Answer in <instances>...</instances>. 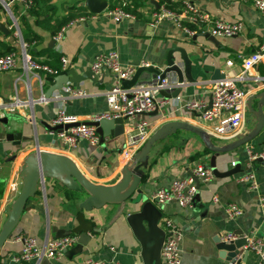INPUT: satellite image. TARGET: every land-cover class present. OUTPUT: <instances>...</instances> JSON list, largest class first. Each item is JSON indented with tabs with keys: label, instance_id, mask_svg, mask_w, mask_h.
<instances>
[{
	"label": "crops",
	"instance_id": "obj_1",
	"mask_svg": "<svg viewBox=\"0 0 264 264\" xmlns=\"http://www.w3.org/2000/svg\"><path fill=\"white\" fill-rule=\"evenodd\" d=\"M5 1L9 2L10 10L17 2ZM83 1L50 0L48 4L53 9L48 10L45 15L63 17L69 11L84 7ZM106 1L107 9L111 0ZM119 1L136 12L131 11L136 17L135 20L115 23L103 13L105 9L101 13L91 14L85 8V14L81 15L83 20L66 27L59 40H55L46 30L32 25V29L42 37L35 46L31 44L34 52L32 59L56 66L61 65L60 57L64 56L67 59V69H74L80 74L90 69L97 54L116 51L123 64L139 67L145 62L163 69L169 53L172 51V57L178 59L180 54L177 48H182L191 61L192 81L184 80V87L176 98L166 99L158 93V104L155 107L158 113H152L154 109L137 116V119L145 118L151 133L162 123L176 120L201 125L209 132L213 123L202 122L198 113L187 110L185 105L189 100H204L209 103L216 78L214 71L219 70L227 77H234L242 70L243 60L264 46V13L249 2L238 0H171L177 4L189 1L208 12L212 18L242 23V31L238 35L208 37L209 40L203 36L207 32L199 30L196 39H193V35H187L170 20L165 19L152 25L151 13L157 9L154 3L159 5L158 0ZM17 3L20 9L18 11L21 12L22 3ZM11 12L17 15L12 10ZM0 21L10 30L8 35L0 32V52L4 51L5 45L13 46L17 50L18 39L10 29L9 13L1 5ZM52 53H58L60 57L54 60L51 58ZM36 73L40 79L30 72L27 75L23 73L21 60L14 70L0 72V117L7 119L6 124L0 122V227L6 218L5 208L20 189V163L35 148L69 156L93 182L110 185L120 178L123 165L120 152L124 136H107L97 145L80 140L75 147L68 148L59 143L55 134H51L50 131L55 130L49 129L56 109L61 106L77 115L83 122L91 121L93 115L104 111L105 93L114 84L113 73L104 70L98 75L99 80L96 82L86 79L80 84L71 85L76 90H83L85 95L71 94L70 104L65 98L59 97L56 91L50 97H44V92L52 82L51 76L43 71ZM248 74L250 78L238 82L237 85L250 96L257 87L264 84V63L255 64ZM147 75L145 71L141 73L142 78L146 79ZM145 79L136 84L145 83ZM175 86L167 88V91L171 92ZM56 93L58 98H55ZM17 99L20 102L13 111H9L8 105L15 104ZM161 100L164 102L160 103ZM251 127L252 124L245 123L243 133ZM12 130L21 131L27 138L14 145L4 138L5 133ZM248 146L255 151L264 149V129L239 149L238 161L233 158L237 150L216 158L219 171L231 169L238 162L241 172L223 177L212 175L207 183L199 182L195 200L188 207H180L176 201H169L161 206L153 203L160 215L149 206L141 218L130 221L129 217L142 211L143 203L150 200L154 191L167 188L176 178L186 177L196 164L209 166L212 152L206 151L202 140L196 134L185 130L168 134L154 143L148 153V165L144 169L146 176L140 184V201L136 204L130 201L106 204L98 209L83 211L85 220L91 223L93 230L81 253L69 257L62 254L59 259L46 258L43 261V258H32L16 262L13 256L21 251L22 237H33L37 245L66 234L78 237V233L72 229L77 226L75 216L79 212L78 203L86 194L69 190L58 181L46 180L35 195L27 200L11 237L1 250L0 264H82L87 259L116 260L122 264H156L161 253L165 218L171 219L182 230L183 236L179 243L180 264H234L219 256V249L214 241L217 236L223 240L224 235L240 230L243 235H254L264 241V207L261 206L264 196V162L250 160ZM248 175H253L255 189L249 188L250 180L243 179ZM228 203H236L242 210L241 215L233 219L226 217L224 207ZM243 249L244 247L240 249V253ZM258 261L259 257L249 251L243 264H258Z\"/></svg>",
	"mask_w": 264,
	"mask_h": 264
},
{
	"label": "built area",
	"instance_id": "obj_2",
	"mask_svg": "<svg viewBox=\"0 0 264 264\" xmlns=\"http://www.w3.org/2000/svg\"><path fill=\"white\" fill-rule=\"evenodd\" d=\"M22 3L25 8L30 6V1L11 0ZM158 8L151 13V23L155 25L162 20H170L181 27L185 33L192 36L197 33L196 30L186 27V23L195 24L202 32H207L213 37H231L238 35L242 31L241 22H227L222 19L212 18L211 15L197 7L189 1L175 3L171 0H158ZM251 3L258 11L264 13V0H238ZM0 5L10 16V29L18 39V49L15 52L0 55V72L12 71L17 67L19 60L22 62V70L26 75L30 72L38 79L40 76L37 71H43L49 75H55L64 72L67 69V59L60 57V71H56L47 65L41 64L30 56L28 45L21 38L20 28L17 17L12 14L9 2L0 0ZM123 5V4H122ZM112 21L118 23L122 20H135V15L122 6L107 8L103 11ZM83 20V16L69 21L66 25L53 36L59 40L66 27L76 21ZM264 63V46L248 55L242 64V70L234 77L225 76L223 79L214 81L211 89L209 103L204 100H189L185 108L198 113V118L204 123H213L209 132L213 138L221 140H232L244 132L246 118V101L249 94L240 88L237 83L244 81L249 76V70L257 63ZM230 64V62H228ZM141 66L147 65L142 62ZM136 66L123 64L116 51L97 54L91 65L90 70L99 75L102 71L108 70L113 73L114 84L111 89L105 93L106 109L96 113L91 121H98L102 118H127L124 125V143L120 152V157L125 163L132 159L134 153L144 144L151 131L145 118L137 116L143 113L153 111L158 104L156 95L162 88L174 86L167 78L158 81V76L143 84H135L128 88H122L121 81L130 79L136 70ZM35 71V73H34ZM20 77V76H19ZM18 77V78H19ZM40 81V80H39ZM66 90L75 96H83L85 92L81 89H74L67 85ZM57 94V93H56ZM58 94L55 98H58ZM60 97V96H59ZM20 101L17 99L15 104H9L8 110L13 111ZM163 103L164 100L159 101ZM132 121V122H131ZM215 121V122H214ZM215 123V124H214ZM58 124H76L60 131H50L55 134L59 143L68 148L75 147L80 140H87L91 145L99 143V135L93 126L86 124L78 119L77 115L68 112L64 106L56 109L52 119V126ZM247 153L250 160H261L264 162V149L255 151L252 147H247ZM192 175L174 179L167 188H160L150 195V201L155 205L161 206L169 201H176L180 207H188L194 201L198 192V183H207L212 178V172L206 164H196L192 169ZM244 180H250V189L256 188L253 175H248ZM261 206L264 207V196L261 199ZM226 217L233 219L241 215L242 210L236 203H228L224 207ZM164 240L161 247V264H180L181 251L179 243L182 239L181 228L171 219H163ZM244 248L255 253L259 257L258 264H264V241L254 235H244ZM235 234H226L222 238L225 240L235 239ZM22 248L20 253L13 256V260L28 261L32 258H61L63 251L75 245L77 237L73 234H66L54 239L46 240L42 245H37L33 237H22ZM82 264H122L119 261H102L87 259Z\"/></svg>",
	"mask_w": 264,
	"mask_h": 264
},
{
	"label": "water",
	"instance_id": "obj_3",
	"mask_svg": "<svg viewBox=\"0 0 264 264\" xmlns=\"http://www.w3.org/2000/svg\"><path fill=\"white\" fill-rule=\"evenodd\" d=\"M11 1V0H10ZM158 8L157 3H154ZM82 5L91 13H101L107 7L106 0H84ZM0 32L4 35H8L10 30L4 23L0 21ZM203 36L210 37L208 33H204ZM196 39V34L192 36ZM214 38V37H213ZM209 39V38H208ZM210 40V39H209ZM179 51V58L172 57L171 52L168 55L166 66L163 69H159L152 65L139 66L136 68L134 74L130 79L121 81L122 88H128L135 85L138 81L144 80L141 77L143 71L147 72L145 82L154 80L158 76V81L167 78L170 82H173L176 86L171 92L167 91V88L159 90V94L166 99L176 98L184 87V80L191 82L190 65L191 61L187 52L182 48H177ZM213 75L216 77L215 81L223 79L224 74L219 70L214 71ZM51 84L44 92V97H50L53 92H57L60 97L65 98L67 103L70 104L71 93L66 90L65 85L80 84V82L88 79L92 82L99 80V76L93 73L90 69L80 74L76 73L74 69H67L64 72L50 75ZM264 82V77L262 78ZM41 85V84H40ZM253 103H255L253 105ZM246 125L252 124L251 128H247L245 133L235 138L234 140L223 144L216 145L212 140V135L207 130L198 125L191 124L187 121H167L157 127L147 138L144 144L134 153L132 159L123 163L120 170V178L110 185H104L93 182L84 175L77 164L67 155L54 153L50 151L41 150L35 148L32 152L28 153L20 163L18 168V175L21 179L20 189L16 197L5 208L4 213L6 218L0 227V254L5 242L11 237L12 232L17 225L19 216L30 197H33L40 185H44L46 180H55L62 184L69 190L76 192H83L86 196L78 203L79 212L75 216L77 226L72 231L78 233L77 241L74 246L67 248L63 251L66 257L72 256L82 252L83 247L90 239V233L93 228L90 222L85 220L83 211H90L93 208L98 209L106 204H123L127 201L136 204L141 200V188L140 184L145 179L144 169L148 165V153L154 143L163 139L168 134L176 132L177 130H185L196 134L203 142L204 148L212 155L209 158V167L212 175L216 177L230 176L241 172L239 169V163L231 169L225 171H219L216 163V158L221 154L228 153L230 151L237 150L234 154V159H239V149L257 137L264 129V84L257 87L247 99L246 103ZM152 113L157 114L158 110L155 109ZM144 115L147 113H143ZM127 118H102L98 121H87L88 125L95 128L96 133L99 135V143H102L104 138L120 137L124 134V125ZM0 122L6 124L7 119L0 117ZM76 124H58L55 126H49V129L60 131ZM6 140L11 141L14 145L20 144L21 139L27 137L22 135L21 131H11L5 133ZM260 160V159H259ZM261 161V160H260ZM239 164V165H238ZM189 175H192L190 172ZM197 195V193H196ZM196 197V196H195ZM195 200V198H194ZM142 211L133 214L129 217L130 221H136L141 218L149 206L153 207L157 215H160L154 204L149 200L143 203ZM237 237L232 240H221L218 236L214 239L216 241V247L219 249V256L225 259L227 262L234 264H243L249 253V250L244 248L242 253L240 249L245 245V236L240 230L234 233ZM164 240V231L162 233L161 247ZM242 254L240 257L239 255ZM46 258H43V261ZM156 264H161V255L159 261Z\"/></svg>",
	"mask_w": 264,
	"mask_h": 264
},
{
	"label": "trees",
	"instance_id": "obj_4",
	"mask_svg": "<svg viewBox=\"0 0 264 264\" xmlns=\"http://www.w3.org/2000/svg\"><path fill=\"white\" fill-rule=\"evenodd\" d=\"M26 1H30L31 3H30V6L28 8L24 9V11H21V12L18 11L20 9H19V5H17L18 4L17 2L11 7V10L15 14H17L16 16H18L17 20L19 21L21 38H22L23 42L28 45V52L32 58H33L32 55H34V52L32 49L33 47H31V44L33 43V46H35L36 44H38L41 41V38H42L39 34H37L32 29V25L34 27H40L43 30H46L50 35L54 36L61 29L62 26L66 25L69 21H71L77 17H80L81 15L85 14V12H86L85 7H79V8H77V11H72V12L69 11V12H67V14L65 16L60 17V18L54 17L52 15L46 16L45 14L47 13V11L53 9V6L48 4V2H50V0H26ZM41 5H43V6H41ZM115 6H122L126 10H128L129 12L132 11V12L136 13L135 11L130 10L129 8H126V5H122L119 0H111L108 4V8H113ZM21 8H24V7L21 6ZM43 8H45L44 11H43ZM17 12H19V13H17ZM40 16H42V18H40ZM185 25L189 29L196 30L197 33L199 32V27H197L195 24L186 23ZM15 51H17L15 47L5 45V49H4V51L0 52V55L10 53V52H15ZM59 57H60V55L58 53H52L51 54V58L54 60H57ZM40 63L47 65L50 68H52L58 72L60 71V68H61L60 65L55 66V65H52L51 63L46 62V61H43ZM206 151H208V150H206ZM195 156H198V155H195Z\"/></svg>",
	"mask_w": 264,
	"mask_h": 264
},
{
	"label": "rangeland",
	"instance_id": "obj_5",
	"mask_svg": "<svg viewBox=\"0 0 264 264\" xmlns=\"http://www.w3.org/2000/svg\"><path fill=\"white\" fill-rule=\"evenodd\" d=\"M15 38H16V37H15ZM212 140H213L215 143H224V144H226V143L230 142V141H228V140H221V139H215V138H212Z\"/></svg>",
	"mask_w": 264,
	"mask_h": 264
}]
</instances>
